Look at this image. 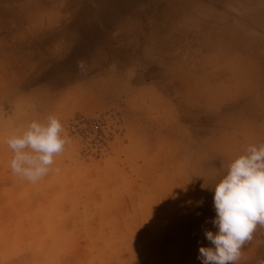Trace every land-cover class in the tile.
<instances>
[{"label": "rangeland", "instance_id": "1", "mask_svg": "<svg viewBox=\"0 0 264 264\" xmlns=\"http://www.w3.org/2000/svg\"><path fill=\"white\" fill-rule=\"evenodd\" d=\"M49 115L69 142L32 183L6 140ZM262 143L264 0H0V264H202L211 188Z\"/></svg>", "mask_w": 264, "mask_h": 264}, {"label": "clouds", "instance_id": "2", "mask_svg": "<svg viewBox=\"0 0 264 264\" xmlns=\"http://www.w3.org/2000/svg\"><path fill=\"white\" fill-rule=\"evenodd\" d=\"M79 67L87 71L84 62ZM68 142L55 115L44 121L33 120L7 138L13 152L9 166L15 175L35 183L52 170L54 157ZM211 191L216 213L211 223L216 231H205L210 246L199 248L198 259L202 264H237L257 227H264V143L249 145L236 156Z\"/></svg>", "mask_w": 264, "mask_h": 264}, {"label": "bare ground", "instance_id": "3", "mask_svg": "<svg viewBox=\"0 0 264 264\" xmlns=\"http://www.w3.org/2000/svg\"><path fill=\"white\" fill-rule=\"evenodd\" d=\"M125 25H126V24H125ZM109 33H110V32H109ZM207 80H208V79H207ZM216 84H217V83H216ZM212 86H213V85H212ZM212 86H211V87H212ZM222 86H223V85H222ZM240 91H241V90H240ZM251 92H252V91H251ZM257 95H258V94H257ZM260 97H261V96H260Z\"/></svg>", "mask_w": 264, "mask_h": 264}]
</instances>
